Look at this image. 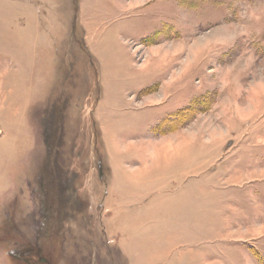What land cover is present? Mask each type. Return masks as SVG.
Instances as JSON below:
<instances>
[{
    "label": "rangeland",
    "instance_id": "obj_1",
    "mask_svg": "<svg viewBox=\"0 0 264 264\" xmlns=\"http://www.w3.org/2000/svg\"><path fill=\"white\" fill-rule=\"evenodd\" d=\"M14 252L264 264V0H0Z\"/></svg>",
    "mask_w": 264,
    "mask_h": 264
},
{
    "label": "trees",
    "instance_id": "obj_2",
    "mask_svg": "<svg viewBox=\"0 0 264 264\" xmlns=\"http://www.w3.org/2000/svg\"><path fill=\"white\" fill-rule=\"evenodd\" d=\"M14 255H16L15 256V261L17 262V264H22V263L25 264V262H26V258L25 257H23L22 255L15 254V252H14Z\"/></svg>",
    "mask_w": 264,
    "mask_h": 264
},
{
    "label": "crops",
    "instance_id": "obj_3",
    "mask_svg": "<svg viewBox=\"0 0 264 264\" xmlns=\"http://www.w3.org/2000/svg\"><path fill=\"white\" fill-rule=\"evenodd\" d=\"M10 264V263H9Z\"/></svg>",
    "mask_w": 264,
    "mask_h": 264
}]
</instances>
